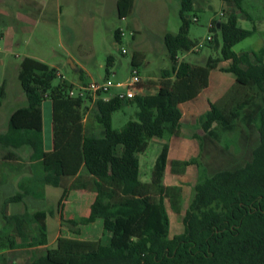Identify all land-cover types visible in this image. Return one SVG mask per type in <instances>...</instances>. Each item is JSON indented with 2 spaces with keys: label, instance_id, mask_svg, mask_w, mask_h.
I'll use <instances>...</instances> for the list:
<instances>
[{
  "label": "trees",
  "instance_id": "1",
  "mask_svg": "<svg viewBox=\"0 0 264 264\" xmlns=\"http://www.w3.org/2000/svg\"><path fill=\"white\" fill-rule=\"evenodd\" d=\"M224 1L250 17L242 7L244 0ZM180 2L179 32L164 37L171 68L162 77H174L169 91L132 99L115 95L105 100L99 94L92 109L94 124H84L90 97H71L73 84L67 80L55 84L56 68L31 57L22 60L17 78L27 104L10 115L3 140L14 148L32 149L42 169L38 180L63 188L59 210L71 188L95 189L97 196L86 222L102 218L104 232L110 234L107 243L58 237L54 247L22 264H264V46L238 55L234 46L257 29L239 27L238 16L231 14L210 25V31L220 34L226 66L213 60L205 66L180 60L179 52L192 48L191 21L186 15L194 10L193 0ZM134 5L135 0H117L119 18L130 16ZM115 38L121 41V31L115 32ZM210 44L217 47L219 42L212 37ZM136 60L134 56L132 67L139 66ZM108 63L112 65L111 60ZM213 70L232 73L236 85L218 103H209L201 120L202 134L194 137L196 155L184 161L171 159L169 147L164 146L150 181L141 180L139 156L153 138H163L166 132L173 139L180 137L182 106L209 87ZM80 79L86 80L81 75ZM4 94L1 87L0 97ZM46 101L52 105L53 149L49 152L43 139ZM128 104L138 107L137 120L115 130L112 116ZM229 135L235 136L233 143ZM190 166L203 174L182 215L183 230L172 234L170 211L179 209L182 189L164 179L169 171L171 177L183 180ZM11 199L21 200L22 194ZM48 214L44 209L27 210L7 219L16 224L20 235H37L29 245L46 244ZM63 222L79 231L78 223ZM19 245L10 239V247Z\"/></svg>",
  "mask_w": 264,
  "mask_h": 264
},
{
  "label": "rangeland",
  "instance_id": "2",
  "mask_svg": "<svg viewBox=\"0 0 264 264\" xmlns=\"http://www.w3.org/2000/svg\"><path fill=\"white\" fill-rule=\"evenodd\" d=\"M24 1L27 0H0V88L3 86L4 91L9 90L12 101L5 107L2 104L3 97H0L1 124H6L4 119L13 109L27 104L17 78V68L25 57L56 68L58 76L55 84L62 80L59 75L73 85L86 82L85 79L84 82L81 81L80 75L84 74L75 71L78 69L85 70L90 75L87 78H92V81L102 82L109 78L114 84L124 82L132 75L134 56L140 61L136 68L142 80L147 82L162 77V72L171 68L164 37L167 33L179 32L180 0H135L133 12L126 18H119L117 0H38L39 4L29 9L24 8ZM242 7L249 18L240 13L232 2L193 0L194 10L186 15L191 21L188 39L192 48L179 52V59L202 66L213 60L221 67L226 66L227 62L221 55L220 34L210 31V25L212 20L225 21L231 14L238 16L239 27L246 30L254 27L257 29L253 35L235 45L233 50L240 55L262 48L264 0H244ZM18 12L25 16L19 15L22 17L19 21ZM194 16L198 18L197 22L193 21ZM117 31L124 34L120 42L115 38ZM212 37L217 38V47L210 44L208 39ZM108 60H111V66ZM71 63L79 65L78 68H72ZM235 85L236 77L232 73L211 71L209 87L196 100L182 106L188 119L182 122L180 137L172 141L170 133L166 132L163 138H153L149 141L148 149L139 156L141 180L150 181L152 170L164 146L172 150L171 158L176 160L184 161L196 155L194 137L202 134L201 120L209 110V103H218ZM124 92L123 88L113 87L102 97L107 99ZM49 104L50 101L46 105ZM89 109L87 122L94 124L93 106ZM138 110L134 104L125 105L113 114L112 127L121 130L130 120L136 121ZM227 139L233 143L235 136L229 135ZM24 153H19L21 163L18 168L21 170L29 169L27 165H23L26 164L25 158L28 159ZM32 168L42 170L40 165H33ZM200 173L196 166H190L185 169L183 180L171 177L169 172L164 179L166 184L178 185L182 189L179 209L170 211L172 234L183 230L182 215L194 196V187L200 181ZM14 192L20 190L14 189ZM55 204L54 197L49 196L46 207ZM52 233L51 227L50 236ZM109 239L110 234L107 233L102 241L107 243Z\"/></svg>",
  "mask_w": 264,
  "mask_h": 264
},
{
  "label": "crops",
  "instance_id": "3",
  "mask_svg": "<svg viewBox=\"0 0 264 264\" xmlns=\"http://www.w3.org/2000/svg\"><path fill=\"white\" fill-rule=\"evenodd\" d=\"M23 3L24 8L29 9L39 4V1L27 0ZM17 15L19 16L22 14L18 12ZM22 16L25 17L24 15ZM19 18L20 19L17 21L21 20L22 17L19 16ZM136 63L139 64L140 61L136 60ZM77 66L79 65L75 64L76 68H78ZM17 69L19 70V67ZM81 70L84 74L81 76L86 78L87 83L93 80L92 78H87V76L90 75L85 70ZM173 80L174 77H160L153 82L143 80L138 90V95H155L163 93V91H169ZM4 92L6 93L4 94V103L2 104L7 107L12 101L9 98V90H5ZM48 102L49 101H46L43 104V139L44 150L46 152L53 149L52 105L51 102L49 105H46ZM1 107L4 106L2 105ZM16 109H13L11 113L7 115V118L4 119L6 124L0 123V264H22L32 261L38 256L46 253L49 247H54L57 238L61 236L82 240H101L106 235L104 232L103 219L97 218L92 222H86L91 212V205L97 196L96 190L93 188H71L64 199L63 208L59 210V201L63 195V188L50 184L43 185L41 181H39L40 179L38 180L41 175V170H33L32 166L40 165V160L34 159L32 149L28 146L14 148L11 143L7 144V142L3 140V136L8 131L9 117ZM89 114L90 113L87 112L85 115L84 124L87 123ZM184 114L185 112H183L184 120L188 119V114ZM47 116L50 121H48L49 119L47 120ZM98 134L103 136L104 131L99 130ZM169 150V156L171 158L172 150L170 148ZM23 151L28 158H25L26 164L23 163V165L29 167V169L26 170L18 168L19 163H21L19 153ZM168 172L169 171H167V174ZM80 173L85 174L86 172L85 170H81ZM14 189H19L20 192L15 193ZM18 193L22 194V199L12 200L11 198ZM49 196L54 197L55 206L46 207ZM37 209H44L49 213L47 215L48 240L46 244L29 245L28 243L30 241L37 239V235L34 232H30L26 236L20 235L16 224L12 221H8L7 217L25 213L27 210L33 212ZM51 211H53L52 214L50 213ZM49 218H51V221H49ZM63 219L78 223L76 227L79 231L72 230L69 225L63 222ZM51 227L53 229L52 236L49 234V229ZM10 239H13L16 243L21 245L10 247Z\"/></svg>",
  "mask_w": 264,
  "mask_h": 264
},
{
  "label": "built area",
  "instance_id": "4",
  "mask_svg": "<svg viewBox=\"0 0 264 264\" xmlns=\"http://www.w3.org/2000/svg\"><path fill=\"white\" fill-rule=\"evenodd\" d=\"M193 21L197 22L198 18L194 16ZM123 35L124 34L121 33V36ZM208 40L210 41L211 38H209ZM123 53H126V51L123 50ZM59 76L62 77V80H66L64 79L63 76L61 75ZM142 83L143 80L139 74L138 69L136 67H133L131 77L124 82L114 84L109 78H107L102 82L90 81L86 84L82 82L77 84L74 83L73 88L69 92V95L71 97H80L85 99L90 97L92 101L89 104V107H92L94 102L97 100V98H99V94L103 95L105 93H108L113 87L123 88L125 90L124 93H120L116 95H119L121 98L132 99L136 95H138V90L140 89ZM104 99L107 100L109 98L107 99L104 98Z\"/></svg>",
  "mask_w": 264,
  "mask_h": 264
},
{
  "label": "water",
  "instance_id": "5",
  "mask_svg": "<svg viewBox=\"0 0 264 264\" xmlns=\"http://www.w3.org/2000/svg\"><path fill=\"white\" fill-rule=\"evenodd\" d=\"M71 67L74 68V69L76 68L75 65H73V63H71Z\"/></svg>",
  "mask_w": 264,
  "mask_h": 264
}]
</instances>
